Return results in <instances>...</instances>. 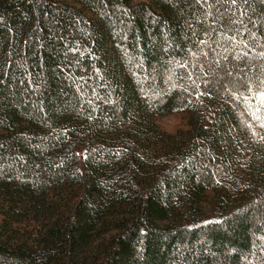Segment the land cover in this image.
<instances>
[{
	"label": "trees",
	"instance_id": "obj_1",
	"mask_svg": "<svg viewBox=\"0 0 264 264\" xmlns=\"http://www.w3.org/2000/svg\"><path fill=\"white\" fill-rule=\"evenodd\" d=\"M261 93L264 0H0V264H264Z\"/></svg>",
	"mask_w": 264,
	"mask_h": 264
},
{
	"label": "rangeland",
	"instance_id": "obj_2",
	"mask_svg": "<svg viewBox=\"0 0 264 264\" xmlns=\"http://www.w3.org/2000/svg\"><path fill=\"white\" fill-rule=\"evenodd\" d=\"M160 126L167 132H174L182 126V120L179 116H169L159 121Z\"/></svg>",
	"mask_w": 264,
	"mask_h": 264
},
{
	"label": "snow or ice",
	"instance_id": "obj_3",
	"mask_svg": "<svg viewBox=\"0 0 264 264\" xmlns=\"http://www.w3.org/2000/svg\"><path fill=\"white\" fill-rule=\"evenodd\" d=\"M235 2V0H233V3ZM261 96L264 97V93H261Z\"/></svg>",
	"mask_w": 264,
	"mask_h": 264
}]
</instances>
